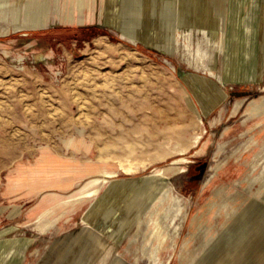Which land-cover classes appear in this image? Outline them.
Returning a JSON list of instances; mask_svg holds the SVG:
<instances>
[{"label": "rangeland", "instance_id": "obj_1", "mask_svg": "<svg viewBox=\"0 0 264 264\" xmlns=\"http://www.w3.org/2000/svg\"><path fill=\"white\" fill-rule=\"evenodd\" d=\"M203 1L0 0V264H264L261 4L213 0L217 46Z\"/></svg>", "mask_w": 264, "mask_h": 264}, {"label": "bare ground", "instance_id": "obj_2", "mask_svg": "<svg viewBox=\"0 0 264 264\" xmlns=\"http://www.w3.org/2000/svg\"><path fill=\"white\" fill-rule=\"evenodd\" d=\"M88 0H78V2L80 3V9H82V6H85L86 2ZM114 1V0H111ZM19 3V2H18ZM17 3V4H18ZM21 3V1H20ZM200 4V3H199ZM2 5V3H1ZM0 5V6H1ZM4 5V4H3ZM7 5V4H6ZM5 7V6H4ZM153 6L150 5V7L148 8V11H151L153 8ZM213 7V0H204L203 3L200 4V6H198V10L196 12V16L194 17L193 23L191 25V27H194L196 31L203 33V34H207L208 37L210 38L209 40L214 43L220 45L222 42V35L221 32L219 31V28L217 27V25L214 26L213 23V18L216 19L217 15L215 14ZM216 10V9H215ZM1 11V10H0ZM219 15V14H218ZM66 19H69L71 22L75 21V14H69L67 13L65 15ZM257 20L255 22V24H257L259 26L258 28V32L260 34L261 37V41L264 42V28L262 27L263 21H264V13H262V7L261 9L258 10V14L256 16ZM81 22H83V20H80ZM41 26V25H39ZM38 26V27H39ZM262 44V43H261ZM260 44V45H261ZM261 48V47H260ZM264 50V49H262ZM261 51V50H260ZM264 52V51H262ZM42 56V55H41ZM85 82V81H84ZM88 82V81H87ZM75 87V86H74ZM71 89V88H70ZM69 90V89H68ZM82 94V93H81ZM76 96V95H75ZM89 97V95H88ZM86 98V97H85ZM84 100V99H83ZM90 102V99H89ZM188 102L192 105V108L194 109V112H196L197 117H198V126H202L203 125V120L201 118L200 115V111H198L196 109V107L193 105L191 99H188ZM91 103V102H90ZM86 103L84 102V105ZM3 105V104H2ZM64 105V104H63ZM88 105V104H87ZM90 105V104H89ZM1 106V105H0ZM91 106V105H90ZM80 107V106H79ZM83 107V106H82ZM189 107V106H188ZM3 108V107H2ZM85 108V106L83 107ZM92 109V108H91ZM158 110V109H157ZM238 109L235 110V112ZM187 112V111H186ZM248 112L250 114H258V115H263L264 116V98L261 97L260 99L255 100V102H253L252 104L249 105L248 108ZM165 113V112H164ZM158 114V113H157ZM171 115V114H170ZM162 117V115H161ZM163 119V118H162ZM264 119V118H263ZM152 120V119H151ZM95 121V120H94ZM148 121V120H147ZM150 121V120H149ZM152 122V121H151ZM157 122V121H156ZM160 122V121H159ZM148 123V122H147ZM150 123V122H149ZM166 124V123H165ZM260 124V123H259ZM168 127V126H167ZM100 129V128H99ZM173 129V128H172ZM155 131V130H154ZM158 131V130H157ZM156 132V131H155ZM162 132V131H161ZM167 132V131H166ZM102 133V132H101ZM103 134V133H102ZM157 134H159V132H157ZM155 136V135H154ZM159 136V135H158ZM159 138V137H158ZM163 138V136H162ZM160 139V138H159ZM202 139V134H199L196 136L195 140H194V146H197L198 144L200 145ZM96 140V139H95ZM100 141V140H99ZM106 141V140H105ZM110 146V145H109ZM207 148V143H204L202 148L200 149V151H198V154L203 153ZM106 149V148H105ZM111 150V149H110ZM109 150V151H110ZM182 161H185L184 159H182ZM123 167V166H122ZM125 168V167H124ZM131 170V168H128V171ZM131 172V171H130ZM115 172L111 173V176L109 178L115 177ZM158 176H160V174H158ZM108 177V176H107ZM105 178V177H104ZM116 187H119L121 192L119 194V196H117L115 199L116 204H112L110 203L109 205L105 206V202L111 197V196H106L104 197V203L97 209L96 214H104L106 217H110L114 214H116V212L119 211L120 208L124 207V206H128L130 205L131 201L139 198L141 195H144L145 193H147L149 191L150 188H152V185L150 184V182L146 181V182H142L140 184H136V183H121L119 182L117 184ZM97 191H90L88 194H94ZM87 196V195H86ZM84 196V197H86ZM83 197V198H84ZM91 198V197H90ZM81 199V198H79ZM112 199V200H113ZM153 201L156 202V204L154 203V205H157V200L155 198H153ZM103 206V207H102ZM106 208L105 210H103V208ZM103 211V212H102ZM198 220V216L195 217L193 219V223L195 224ZM198 225V224H197ZM162 246V245H161Z\"/></svg>", "mask_w": 264, "mask_h": 264}, {"label": "crops", "instance_id": "obj_3", "mask_svg": "<svg viewBox=\"0 0 264 264\" xmlns=\"http://www.w3.org/2000/svg\"><path fill=\"white\" fill-rule=\"evenodd\" d=\"M259 1H260V4H261L260 6L262 7V13H264V0H259ZM251 3H253V0H251ZM257 14H258V10L254 9L253 8V4H252L251 11H249V13H248V17L249 16L250 17L256 16ZM243 28L245 29L246 27L243 26ZM28 165L29 164H27V162H25V163L19 164L16 167H14V169L11 170V172L9 174L10 179H19V180H21V179H25L27 177H31L32 174L29 173ZM10 182H12V181H10ZM11 187H13V184L12 183H9L8 186H7V190H10ZM27 211H28L27 214H30L31 211L26 210L25 212L24 211L21 212L22 215H18L17 213H15V210H13L12 207L11 208H8V207H2V206H0V214H7L6 216H1V215L0 216L2 218H4V220H7L9 222L16 220L19 216H21V217L24 216V214ZM1 217H0V219H1ZM25 218H27V217H25Z\"/></svg>", "mask_w": 264, "mask_h": 264}, {"label": "trees", "instance_id": "obj_4", "mask_svg": "<svg viewBox=\"0 0 264 264\" xmlns=\"http://www.w3.org/2000/svg\"><path fill=\"white\" fill-rule=\"evenodd\" d=\"M97 30V28H95ZM99 30V29H98Z\"/></svg>", "mask_w": 264, "mask_h": 264}]
</instances>
